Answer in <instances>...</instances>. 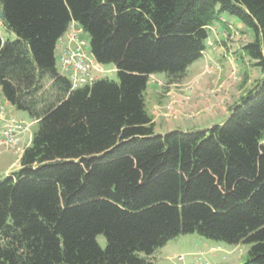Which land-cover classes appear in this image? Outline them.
<instances>
[{
	"label": "trees",
	"instance_id": "1",
	"mask_svg": "<svg viewBox=\"0 0 264 264\" xmlns=\"http://www.w3.org/2000/svg\"><path fill=\"white\" fill-rule=\"evenodd\" d=\"M0 91L37 130L0 182V264H149L179 235L249 245L264 264V0H0ZM253 33L263 73L207 130L155 134L149 77L179 83L220 14ZM74 22L117 81L72 89L56 69ZM102 235V249L97 236Z\"/></svg>",
	"mask_w": 264,
	"mask_h": 264
},
{
	"label": "rangeland",
	"instance_id": "2",
	"mask_svg": "<svg viewBox=\"0 0 264 264\" xmlns=\"http://www.w3.org/2000/svg\"><path fill=\"white\" fill-rule=\"evenodd\" d=\"M222 22H229L231 30L220 33L221 23H215L219 34V41L213 42V35H209L213 49L214 65H204L200 59L195 66L199 69L188 72L178 84L169 85L165 82L164 73L159 79L149 78L145 92V104L148 114L155 120L154 132L163 135L172 131L194 132L207 130L221 125L229 114V109L241 97H244L259 80L263 73L255 62L246 58L242 47L253 41L252 31L238 19L226 13L220 14ZM228 31V32H227ZM0 36L6 41L15 40L12 33L1 26ZM86 48H89V36L81 34ZM221 40V41H220ZM214 43V46H213ZM60 46L57 43L55 51L56 69L60 75L67 78L68 73L59 67ZM197 62V61H196ZM103 74L99 79L117 81L115 67L112 64L102 65ZM196 89V90H194ZM5 115L7 119H15L29 124L30 128L21 138L20 144L0 154V182L19 169L21 150L29 145L37 124L27 113L14 109L6 101ZM98 245L104 249L106 240L102 235L97 236ZM249 245L240 243L230 245L203 238L197 234L179 235L168 241L162 248L157 249L148 258L149 264H245Z\"/></svg>",
	"mask_w": 264,
	"mask_h": 264
},
{
	"label": "built area",
	"instance_id": "3",
	"mask_svg": "<svg viewBox=\"0 0 264 264\" xmlns=\"http://www.w3.org/2000/svg\"><path fill=\"white\" fill-rule=\"evenodd\" d=\"M82 33V29L72 22L65 35L58 41L61 50L59 67L63 72L68 73L67 79L72 89L91 85L104 72L102 65L94 59L86 48L85 41L80 37ZM211 43L208 40L207 47H212ZM2 100L5 101L0 91V154L17 147L22 135L30 128V125L23 121L7 119L5 105L1 103ZM23 150H21L20 156Z\"/></svg>",
	"mask_w": 264,
	"mask_h": 264
},
{
	"label": "crops",
	"instance_id": "4",
	"mask_svg": "<svg viewBox=\"0 0 264 264\" xmlns=\"http://www.w3.org/2000/svg\"><path fill=\"white\" fill-rule=\"evenodd\" d=\"M220 23H221V29H220V33L221 32H223V31H226V30H229V25H230V23L229 22H222V21H220ZM229 27V28H228ZM217 34H219L218 33V31H217V28L215 27V24L211 27V30H210V35H213V37H214V39H213V42H218L219 41V36L217 35ZM210 37V36H209ZM221 41V40H220ZM213 46H214V43H213ZM214 47H217V50H218V47H221V46H217L216 44H215V46ZM214 47H213V49H211V50H206L204 53H203V55H202V60H204V65L203 66H205V65H210V63H211V65L213 66L214 65V57H213V53L215 52V51H217V50H215L214 49ZM200 61H197V62H195V63H193L190 67H188V69L186 70V73H185V76L183 77V79L184 78H186V76H187V74H188V72H194V71H196V70H198L199 68L198 67H196L195 65L197 64V63H199ZM152 77H154L155 79H159V75H152V76H150L149 78H152ZM164 80H165V82H167V79L166 78H164ZM181 81H183V80H181ZM176 84H178V83H172V84H169V85H176ZM194 90H196V89H194ZM153 123H154V125H155V120L153 119Z\"/></svg>",
	"mask_w": 264,
	"mask_h": 264
},
{
	"label": "water",
	"instance_id": "5",
	"mask_svg": "<svg viewBox=\"0 0 264 264\" xmlns=\"http://www.w3.org/2000/svg\"><path fill=\"white\" fill-rule=\"evenodd\" d=\"M3 20H4V17H3L2 11L0 10V21H3Z\"/></svg>",
	"mask_w": 264,
	"mask_h": 264
}]
</instances>
